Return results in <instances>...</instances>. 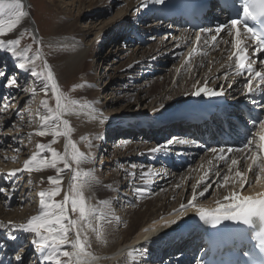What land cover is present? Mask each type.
Instances as JSON below:
<instances>
[{"label":"bare ground","instance_id":"1","mask_svg":"<svg viewBox=\"0 0 264 264\" xmlns=\"http://www.w3.org/2000/svg\"><path fill=\"white\" fill-rule=\"evenodd\" d=\"M89 1H92L90 4L97 2L94 0ZM102 1L108 8L112 0ZM48 2H50L52 4L50 5L53 7H56L60 3L58 0H49ZM22 3L24 5V11L28 12V16L22 18L21 24L13 33L2 39H19L20 43H22L26 38H33L36 42H39L37 46L44 55L45 59L43 58V61H47L49 66L53 69L58 84L65 78L74 75V73L82 72L83 74L87 65L84 61L86 52L88 51V48L83 44V36L80 37L78 35L75 36L61 32L65 25L63 19L59 21L60 24L57 29L48 26V32L44 33L39 27L40 24L37 23L35 18L32 19L30 16L29 0H22ZM73 3L74 0H71V4ZM142 3H147V0H127L126 8L127 10H132L135 20L134 23L136 24L135 26L134 24L132 25L138 27L140 30L145 29V31L148 32L156 28L157 26H155L154 23L158 22L155 21L151 26V24H146L145 21L148 19L149 15L157 16L158 11L153 4L150 3H148V5L150 4L151 7L147 11V7L141 6ZM115 5L116 4H114V6ZM145 8L146 10H142ZM92 9H98L99 11L97 14L106 12L102 6L91 7V11ZM143 23L146 25H142ZM132 25L127 24L125 27L131 26L130 28H132ZM130 33L131 32L124 31L123 29L120 33H117L116 38L123 40L129 37V39H132L133 37H130ZM27 35L29 36L27 37ZM174 36L176 35H172V38ZM111 38V41L115 39V37ZM163 38L164 35L163 37L162 35H160V37H155L156 42L151 45L150 49L148 48V51H141V53L139 55L136 54L135 57L133 54L134 52L132 54L129 53V59L125 63H130V65L135 63L138 64L137 66L141 68L142 72V67L148 66L147 63H152L151 67H154V65L158 66L157 61L165 60L166 56L171 57L174 54L177 55L179 47L182 48L187 46L185 53H188V49L190 48L189 45H186V42H183V40H186L184 34L174 38V42L164 40ZM128 43H131V41L128 40ZM97 45L98 44H96V46ZM19 46L20 45L17 46L18 50L24 49V47ZM30 52L31 51L28 53L29 55ZM204 53H207V51L205 50ZM204 53L196 55L199 56L196 64L190 65L191 63H184L179 70L177 68L174 71L168 70L169 73L162 75H158V73L162 71L163 68L154 67V74L158 76L153 78L152 81L148 83L147 87L139 85L131 87L127 94L119 93L117 100L119 104L117 105L116 102H100L97 99V89L87 84V86L83 88L82 97L87 98L88 101H83L82 99V101L79 102L81 105L90 104L92 109L96 111L93 112L92 109L89 108H77L73 115L65 117L69 119L73 128L71 138L74 139V137H78L80 139L79 144L85 138H91V145H93L94 141L99 138L100 133H102L103 137L106 136L105 132L107 127H111L113 128L112 130L120 132L123 135H125V133L128 134L119 144L120 152L118 153L117 151L118 162L125 161L127 163L126 165L122 164L119 170L117 168L118 171L116 173L108 170L109 163L114 161L116 156L112 157L111 160L107 159V156L101 155L102 150L97 152V147L93 149V146L89 147V145L83 150L86 154L91 153L92 159L90 162L80 166L81 175L83 176V172L86 170H93L96 181L91 186L85 185L86 191L88 192L87 196H89L90 201L93 203L92 207H95L98 213H103L108 218L107 222H101V230L103 233L101 239L97 240L95 238V233L92 231V227L96 226L94 221L92 226L87 230L86 234L88 235L90 246H92V250H88L91 253L89 264H162V262L164 263L165 260L174 257L180 252L183 253L182 251H184L185 248H196L200 245V242L197 243L198 232H194V230H189L187 232L182 231L184 229L183 223L186 218L196 214V209L199 207H212V201L224 203V196L228 195L233 190L239 191L240 194L247 196V191L255 185L253 181H255L257 172L253 169L252 172L248 173V164L250 161L247 159L243 160L240 166V170L247 173L248 182L245 183L243 189L240 188L238 182L234 184L232 181H229V183L232 182L229 187L226 185L225 188L220 190L210 189L208 192L207 190L205 191L203 185H208L213 179L216 180L217 172L221 173L225 169L228 171V165L218 159L217 153L213 154L211 152L202 155L198 163L197 171L194 169L189 171H184L182 169L178 172L170 170L173 174L170 172L169 175L164 176L163 172L168 168H164L161 165L154 167L148 165V168L146 167L147 163L145 162L150 161L152 156V151L150 150L159 146L162 140L160 137H164V135L168 134L170 131H175L174 135L171 137H176L181 134L182 127L178 124L162 127L158 126L164 121L169 123L173 119L180 117L182 114L180 112L174 115L175 112L179 111V107H187L191 102L194 103L201 98L190 95L192 85L197 81L203 82L204 79L210 76L212 77L208 81L211 87H217V85L225 82L224 73L226 72V67L221 68V65H227L229 61L224 49L222 53L213 52L212 50H209L207 55H204ZM16 62L18 61H15L10 54L0 50V71L11 69L13 71L11 74L16 75L19 85H21L17 87L20 89V92H15L12 87L6 89L5 86H3L5 81L2 86L0 85V97H2L0 99V107H3L6 98L15 97V100L11 103V111L0 114V186L7 189V191L1 193L0 196V226L8 225L10 221L16 225L25 223L28 218L37 214L39 211L38 192L50 189L52 186L48 184L47 178L57 175L56 170L45 169L39 173L21 172L15 179H9L7 177V173L12 170L22 169L24 161L28 159L33 152L37 151L35 147L37 143L48 144V142L52 140L51 136L41 138L35 136V134L32 136L27 134L30 130L35 133V131L40 129V122L37 114H47L42 102L47 100V97L50 98L51 95L50 93L47 96L44 95L40 90L42 85L36 78L30 77L29 81H24L23 77L30 76V74L16 69L14 66ZM125 63L116 69L119 73L113 70L111 73L107 74L108 79L105 82H108L107 84L104 82L105 89L108 88V85L112 83L115 78H130V65H128L127 68ZM101 67L105 73L111 70V66L103 65ZM37 68L40 70L38 62ZM89 69L88 67L87 71H89ZM175 73L178 75L176 76ZM200 73L203 75L202 79L199 77ZM218 75L220 76L219 80L216 79ZM233 77L234 75L228 76L229 83L234 82L232 79ZM2 79L3 78H0V82ZM33 87L37 89L35 92L31 91ZM238 87L239 81L233 84L231 90L226 88V95L234 98L236 96L235 94H237L236 89ZM124 89L122 92H125ZM121 98H125L124 101L127 102L125 105L126 107L134 103V101H137V114L132 122H126V124H119L116 126L117 117H119L118 114L116 115V112L123 106ZM142 104L151 106V108L143 110L140 108ZM17 106H19V114L14 111V108ZM183 112H185V110H183ZM93 115H95L97 119H92ZM21 117H23V119H21ZM164 117H166V120H164ZM100 118H103L105 123H99ZM118 120L121 122V119L118 118ZM154 124H156V126ZM128 129L132 131H128ZM136 134L139 136L132 143L134 139H131V137H134ZM157 135H160V137H157ZM57 143L59 148L55 150L63 152L65 143L64 137L57 138ZM17 149H19V151H17ZM107 151L108 149H106L105 152ZM168 151L170 153L174 152L170 146L168 149H159L155 152V155L159 158L166 157L168 156ZM189 151L191 152L192 150L189 149ZM94 152L100 154V156L98 155L100 159L99 164H94L92 166L96 158ZM45 155H48V153L46 152ZM103 158L105 161H102ZM136 159L137 161L135 162ZM142 160L145 161L142 162ZM228 163L230 164L229 160ZM58 167L62 168L63 166L58 165ZM201 167L209 168L213 172L212 179L207 183H205L207 179L205 173L199 170ZM149 170H151V174L142 176V173H147ZM71 174L72 172L70 171H65L63 173L62 194L60 199L63 197V191L68 190ZM232 176L234 177V173ZM201 177H203V183H200L196 189L197 200L194 201L193 206L189 207L187 206V201L192 197L193 185H196V181H200ZM13 184L16 185L15 191H13L11 187ZM246 185H248V188ZM136 189H141L142 194L137 192ZM201 192H203V196L200 195ZM105 200L108 201L107 204L102 203ZM182 204L185 205V207L187 206L186 208H188V211H184L175 216L176 213L172 212L179 209ZM69 215L73 219L74 215L71 211ZM178 217H180V219L177 224L165 226L169 224V222L177 220ZM12 234H15L17 237L15 241L21 245L18 253H22L23 255L22 264H39L38 253L40 250L31 245L30 240L33 237L30 234L15 230L11 227H0V235H2L5 240L13 241L10 238ZM72 235L75 234L72 233ZM145 240L148 241L147 244H145ZM31 247L36 255H34L29 263H25L24 255L27 251L29 252L28 248ZM137 248L148 249L147 255L142 260L139 259L140 254L135 251ZM16 250L18 249L15 245L5 247V255L13 264H17L15 260L17 253H14ZM130 251L133 253L131 257L128 256ZM185 254H189V251L185 252ZM178 262L185 264L188 261H186L185 255H182L181 258L172 259L169 264Z\"/></svg>","mask_w":264,"mask_h":264},{"label":"snow or ice","instance_id":"2","mask_svg":"<svg viewBox=\"0 0 264 264\" xmlns=\"http://www.w3.org/2000/svg\"><path fill=\"white\" fill-rule=\"evenodd\" d=\"M148 3L153 5H163L165 0H147V3H142V7H147ZM220 7L225 9L227 13H231L232 8L239 7V11L234 18L227 19L225 23L218 24L214 33L211 35L213 42L211 47L215 48L222 38V34L227 33L229 39L224 40L225 46L231 43L232 51L227 59V65L222 64L221 68H233L236 76H242L245 72L248 73L243 85V95L245 99L249 100L254 108H258L261 115H264V99L257 100L256 97L264 95V71H255L253 65L257 63V59L264 56V0H222ZM28 16V12L24 11L22 0H0V50L6 51L10 56L18 61L15 63V68L28 72L32 78H36L41 83L40 90L47 96L49 93L54 99V107H50L47 100H44L43 107L47 114H37L40 122V129L35 131L37 137H52V143H55L57 138L64 137V151L59 152L48 144L37 143L36 150L23 163L22 169H15L7 173L9 179H15L21 172H42L45 169L56 170V176H49L47 182L52 187L48 190H41L38 192L39 197V211L32 215L25 223L18 225L11 221L8 225L0 227H11L15 230L23 231L30 234L33 238L30 240L31 245L39 249L38 257L39 264H89L91 253L88 251L90 242L87 233L89 227L92 226L93 221L95 227L92 231L95 233L97 240L102 238V221L107 222L108 218L103 213H98L95 207L89 206L84 198L82 188L85 185L91 186L95 183V173L93 170H86L83 172V178L78 185L72 183L81 178L80 166L84 163L90 162L92 159L91 153H85L78 149L77 144L71 138L73 128L69 119L65 118L75 113L77 108H89L92 106L81 105L78 100L71 99L68 95L61 91L54 75L53 69L49 66L47 61L42 62L40 70L37 68V61L41 60L39 49L33 55H29V48L18 50L17 46L20 44L19 39H2L13 33L21 24L22 18ZM249 21L255 22L259 27L249 25ZM211 29H201L195 35L197 43L201 42L202 33H211ZM39 43V42H37ZM203 43L208 44V40L204 39ZM192 51H195L193 48ZM192 53H189L187 59L191 58ZM207 55V53H204ZM186 59V62H187ZM234 61V66L231 62ZM259 64L264 65V59H259ZM229 73H224V83L217 87L209 86V81H197L192 85L190 93L193 97L216 98L223 97L227 94L226 88L231 90L233 83L228 82ZM4 86L6 88L16 86L20 87L15 74L9 75L7 70L0 71V78H6ZM217 80L220 79L218 75ZM90 87V86H89ZM37 89L33 87L32 92ZM15 97L6 98L3 107H0V114L11 111V103ZM95 112V109H92ZM17 114L19 111L17 110ZM23 119V117H21ZM92 119H97L93 115ZM99 123H105L103 118L99 119ZM251 128L261 130L258 135L253 134V138L257 141L253 147V139H248L242 147L239 148H210L209 151L213 154L219 152L218 159L228 165V173L223 174V183L219 187H225L231 175L238 178L233 183H239L241 189L247 183V173L240 170L243 160L250 159L248 164V173L252 172L254 168H259L264 172V119L259 116L248 121ZM176 138L167 141L168 145H172ZM180 145L192 144L194 141L179 139L177 141ZM91 143L89 147H91ZM159 150L157 148L151 149L152 152ZM19 151V149H17ZM48 155H45V153ZM250 153V156H249ZM242 154V155H241ZM230 159V164L228 160ZM259 161V162H258ZM58 165H62L60 168ZM76 165V168H73ZM65 171L72 172L71 181L68 185V190L63 191V197L57 200L56 197L62 193L63 173ZM151 174V170L147 173H142V176ZM218 176L221 173H216ZM259 179V175H257ZM200 183H203V177L196 185H193V194L191 199L187 201V206L191 207L194 201L197 200L196 189ZM12 190H16V185L13 184ZM207 188H205V191ZM7 189L0 186V193H5ZM142 194L141 189H136ZM203 196V192L200 193ZM224 203L217 201V206L213 209H206L199 207L196 209V214L199 220L204 224L216 228L224 221L236 222L246 226L256 227L259 230L256 236L259 239L258 246L264 249V191L257 192L254 195H242L239 191L233 190L228 195L224 196ZM102 203L107 204L105 200ZM181 210L185 205L180 206ZM71 213H78L76 219H72L69 215ZM177 220H173L165 226L170 224H177ZM72 233L75 235L73 236ZM15 240L17 237L12 234L10 237ZM145 240V244H147ZM72 249V250H69ZM139 259L142 260L148 252L147 248H137ZM128 256H133L130 251ZM64 258V259H62ZM17 264H22L23 255L17 253L15 256ZM11 264V261L9 262ZM196 264H200L199 261Z\"/></svg>","mask_w":264,"mask_h":264},{"label":"rangeland","instance_id":"3","mask_svg":"<svg viewBox=\"0 0 264 264\" xmlns=\"http://www.w3.org/2000/svg\"><path fill=\"white\" fill-rule=\"evenodd\" d=\"M48 1L49 0H29V2H30V16L32 19L35 18L37 23L40 24V26H39L40 29L44 33L48 32V29H49L48 26H52L55 29H57L58 25L60 24L59 21H61V19H63V22L65 23V25H64V29H62L61 32H65L67 34H72L75 36L78 35L80 37L83 36V44L88 48V51L86 52V56H85V61H84V62H86L87 65H86V69H84V71H83V74H82V72L74 73V75L65 78L63 81H60L61 83H59L61 91L64 92L66 95H68L71 99L78 100V101H82V99H83V101L84 100L88 101L87 98L82 97V92H83V88L85 86H87V84H89L90 86L92 85V88L97 89V92H98L97 93L98 94L97 99L100 102H109V103L116 102V105H117V104H119V101H117L119 93H126L127 94V92H129V89L131 87H135V86H139V85H142L143 87H147L148 83L151 82L153 78H156L159 74L162 75L165 73H169L168 70H173V71L176 70L177 65L175 66V64L178 62L181 55L176 56V58L175 57L171 58L169 56H166L165 60L157 61L158 66L154 65V67L155 68H157V67L163 68V70L161 69L162 71H160L158 73V75L154 74L155 68L151 67L152 63L151 64L147 63L148 66L142 67V70H143L142 72H141V68L137 66L138 64L135 63V64L130 65V63H127V64L125 63L129 59V56H128L129 53L132 54L134 52L133 54L135 57L136 54L139 55L141 53V51H146V50L148 51L150 49L151 45L154 42H156L155 37H160V35H162V37H163V35H164V38H163L164 40L174 42L172 40L173 38L170 39L168 30H166V28H168V27L163 23H162V25L159 23H154L153 18L152 19L148 18L145 21L146 24H148V25L151 24V26H152L153 25L152 23H154L155 26H157L153 30H149L148 32H146L145 29L140 30V29H138V27L134 28V26L136 24L134 23L135 20L133 17L132 10H130V9L127 10V8H126L127 7V5H126L127 0H112L111 3H109L108 8H107V5L105 6V4H103L102 0H94L97 2H93V4H90V3H92V1H89V0H74L73 4H71V0H58V1H60V3L56 7L51 6L52 4ZM104 1H106V0H104ZM114 4H116V5L114 6ZM98 6L104 7V10H106V8H107L108 11L106 10V12H101L100 14H97V12L99 11L98 9H92V11H91V7H98ZM121 14H124V15H121ZM127 24H130V25L134 24V26L132 25L133 29L130 28L131 26L125 27V26H127ZM146 24L143 23L142 25H146ZM55 25H56V27H55ZM123 29H124V31L131 32L130 37H133V38L129 39V37H127V39H123V40H120V38L119 39L116 38L117 33H120ZM158 29L160 31L157 34V32H154V30H158ZM137 30L139 31L138 34H140V36L146 35L145 36L147 38L146 43H140L138 41L137 35H135V31H137ZM143 30H144V32H142ZM171 33H172V35H176V33H174V32H171ZM96 34H97V37H96ZM28 36L29 35H27V37ZM111 37L112 38L115 37V39H113L111 41L110 40ZM128 40H130L131 43H128ZM96 44H98V45L96 46ZM19 45H20L19 47H24V48L30 47V49H31L30 55H33L38 48L37 42L33 38H29V39L26 38L25 41H22V43H20ZM39 52H40L41 60L37 61V62L39 63V65L41 67V62H44L43 61L44 55L40 50H39ZM168 55H169V53H168ZM124 63L126 64L127 68H128V65H130L129 66V70H131L130 71V78L129 79L128 78H124V79L123 78L122 79L121 78L120 79L115 78L112 81V83H110L108 85V88L105 89L104 88V86H105L104 82L108 79L107 74L111 73L113 70L118 69L120 67V65H122ZM103 65H107L109 67L111 66V70H108L109 72L106 71V73L103 72L102 67H101ZM88 67L90 68L89 71H87ZM150 70H152V71H150ZM117 71L118 70H116V72ZM7 72L9 73V75H12L11 73L13 71L10 69V70H7ZM117 73H119V72H117ZM149 74H150V76H149ZM151 74H153V75H151ZM177 75L178 74H176V76ZM30 77L31 76L23 77L24 81L25 80L29 81ZM137 77H138V79H137ZM5 79H7V77L3 78L1 80V82H0L1 86L4 84ZM160 81H161V79H160ZM107 82H105V84H107ZM12 88L14 89L15 92L16 91L20 92V89H18L16 86H12ZM124 88H127V89H124ZM6 89H9V87ZM123 89L125 90V92H122ZM132 93H134V92H132ZM1 98L2 97H0V99ZM124 100H125V98L124 99L121 98V102H123V106H122V108L120 107V109L116 112V115L117 114L119 115V117H117V121L115 124L116 126L119 124L120 125L126 124V122H132L135 119L136 114H137L138 102L134 101V103H132L131 105L126 107L125 105L127 104V102ZM47 101H48L50 107L55 106L54 105V99L52 97H50V98L47 97ZM140 108L143 110H148L151 108V106H147V105L142 104V105H140ZM17 110H19V106L14 108L15 112H17ZM118 118L121 119V122H120V120H118ZM11 119H12V117H11ZM14 119H15V117H14ZM115 119H113V120H115ZM115 128H119V127H115ZM112 129L113 128H111V127H107L106 132H105L106 138L102 136V133H100L99 138L96 139V141H94L92 146H93V149L97 147V149H98L97 152L102 150L101 155L107 156V159L111 160L112 157L116 156V159L114 161H112L111 163H109L110 165L108 166L109 167L108 170H110L113 173H116L120 169L122 164L126 165V163H127L125 161L118 162L117 156H118V153L120 152L119 151V146H120L119 144L121 141H123V139L126 138V136H128V134L125 133V135H123L120 132H116L115 130H112ZM128 131H132V130L128 129ZM174 133H175V131H170L168 134H165V135H167L169 138V137L173 136ZM27 134L32 136L34 133L32 130H30V131H28ZM138 136L139 135L136 134L134 137H131V139H134V140H132V143L137 139ZM160 138L162 139L163 137H160ZM168 138H165V139H168ZM73 140L77 144L78 149L81 151L85 150L86 146H88L91 143V141H90L91 138H85L83 141L80 142V144H79L80 139L78 137L77 138L74 137ZM48 145H51V147L54 149L59 148L57 140L55 143H52V140H50L48 142ZM106 149H108L107 152H105ZM117 151H118V153H117ZM83 152H85V151H83ZM103 153H105V154H103ZM115 154H117V155H115ZM98 155L100 156V154H96V158H95V161L93 162L92 166L94 164H99L100 158ZM103 160H104V158L102 159V161ZM136 161H137V159L135 160V162ZM143 161H145V160H142V162ZM100 163H102V162H100ZM145 163H147L146 164L147 168H148V165H152L153 167L155 166V164H151L149 162H145ZM73 168L75 169L76 165H73ZM117 168H118V170H117ZM167 170L163 172L164 176H167L170 174L171 171L167 172ZM171 173L173 174V172H171ZM72 174H71V176H72ZM217 177H218V175H217ZM82 178H83V176L81 175L80 179H78L77 181H72V183L79 186ZM82 191H83L86 203L89 206H93V203L90 201L89 196H87L88 192L86 191L85 186L82 188ZM60 197H61V195L56 197V199L59 200ZM184 211H188V208L183 209V210H181V208H179L172 213H176L175 214V216H176L177 214H181ZM73 215H74L73 219H76L78 217V213H73ZM88 250H92V246H90L88 248ZM18 252H19V249L16 250L14 253H18ZM26 255H32V253L30 251L29 252L27 251V253H25V255H24V262L29 263L32 260L33 255H32V257L29 258L28 261H27Z\"/></svg>","mask_w":264,"mask_h":264}]
</instances>
